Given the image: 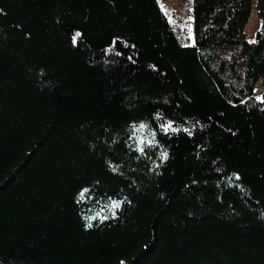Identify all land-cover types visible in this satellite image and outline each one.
I'll list each match as a JSON object with an SVG mask.
<instances>
[{"label":"trees","instance_id":"16d2710c","mask_svg":"<svg viewBox=\"0 0 264 264\" xmlns=\"http://www.w3.org/2000/svg\"><path fill=\"white\" fill-rule=\"evenodd\" d=\"M0 10V264H264V0Z\"/></svg>","mask_w":264,"mask_h":264},{"label":"rangeland","instance_id":"374dc122","mask_svg":"<svg viewBox=\"0 0 264 264\" xmlns=\"http://www.w3.org/2000/svg\"><path fill=\"white\" fill-rule=\"evenodd\" d=\"M160 8L167 16L171 26L177 34L185 41L190 42L188 46L195 44L193 37V22L191 18L193 0H157ZM256 1V0H255ZM261 29V21L258 16L256 4L252 11L251 18L246 26L245 32L247 40L255 41L258 32ZM264 94V85L262 82L256 88L255 96Z\"/></svg>","mask_w":264,"mask_h":264},{"label":"snow or ice","instance_id":"6c2138e0","mask_svg":"<svg viewBox=\"0 0 264 264\" xmlns=\"http://www.w3.org/2000/svg\"><path fill=\"white\" fill-rule=\"evenodd\" d=\"M0 11H2V10H0ZM81 35H82V34H81L80 32H76V33H75V36L73 37V41L75 42V37H79V36H81ZM119 39H120V38L117 37L116 39L110 41V42H109V47L106 48L105 51H106V52H111V51L113 50V45H115ZM250 42H254V41H250ZM125 46H127V44H125ZM115 55L119 56V55H122V53L119 52V51H116V52H115ZM129 59H131V57H129ZM150 67H153V68H154L155 66H154V65H150ZM254 91H255V90H254ZM255 99H256L257 101H260L261 103H264V96H262V95H258V96H256ZM174 123H175L174 121L169 120V121H167L166 123L161 124V125H160V128H161V130H162L166 135H167L170 131H171V132L180 131V129H178V128H174V127H173ZM139 126H140L141 128L146 127V125L143 124V123H141ZM184 131H185V132H188V134L191 135V132H190L188 129H184ZM138 150H139L140 152H143V148H142V147L139 148ZM161 155H162V157H163L164 159L167 158V153H166V152L162 153ZM113 170H115V169H113ZM234 175H235V177H236L237 180L240 179V176H239L238 173H234ZM85 191H86V190H85ZM118 206H119V202H114V207H118ZM86 227H91V224L86 225ZM121 264H123V261H121Z\"/></svg>","mask_w":264,"mask_h":264}]
</instances>
